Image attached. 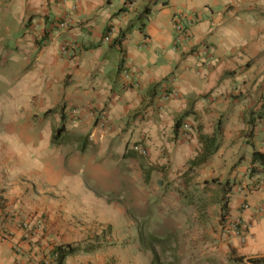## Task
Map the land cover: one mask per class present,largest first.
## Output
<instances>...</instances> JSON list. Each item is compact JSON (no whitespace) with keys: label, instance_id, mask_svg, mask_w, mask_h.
Segmentation results:
<instances>
[{"label":"clouds","instance_id":"obj_1","mask_svg":"<svg viewBox=\"0 0 264 264\" xmlns=\"http://www.w3.org/2000/svg\"><path fill=\"white\" fill-rule=\"evenodd\" d=\"M144 2L145 0H136L133 7H142ZM172 2L176 4L177 0ZM204 3H209L217 9L214 16L203 8ZM152 4L155 14L159 5L156 4V0H152ZM229 5L233 10H228ZM73 6L80 10V15L73 13L66 17L67 22L64 25L53 24V28L59 27L60 30L49 32L50 42L43 40L38 45L44 29L43 15L58 18L66 12H71ZM115 7V4L112 9L104 7V0H59V3L57 0H0V148H14L20 140L41 145L42 150L35 153L37 158L43 161L38 165L41 178L46 167L63 164L65 168L71 170L73 159L79 161V167L82 169L91 170L95 166L99 171L102 166H96V161H103V164L108 166V171L102 176H97L96 181L89 183L87 188L79 183L78 175L75 177L76 188L66 179L57 181V187L70 207L68 231L61 234L58 242L68 241L73 251L82 252L84 245L89 244V236H92L99 246L108 247L116 252L117 261L123 246H126V264H177L178 256H183L184 264H187L193 251L197 260L205 255H212L218 261L227 264V257L231 254L229 245L236 248L237 255L245 257L244 264H248L250 258L264 256V241L259 243L255 252H247L243 247L249 243L251 237V232L244 230L248 227L247 219L255 213L260 223L264 224V196L253 199L243 187L234 193L227 188L221 192L212 185L206 189L201 179L196 177L192 180L187 193L189 200L193 201L191 207L175 197V190L181 187L179 177L187 171V160H194L198 151L203 149V145L194 133L186 138L187 151H184L183 146L177 149L170 144L171 119L187 107V101L191 99L194 102V109L202 116L200 122L205 124L207 132L208 116L204 109L217 112L220 110L219 103L205 105L199 100L200 93L211 85L201 86L199 82L195 87L188 85L186 94L180 97V108L174 103L170 104L166 98L162 103L168 110L164 111L162 108L160 120L155 125L150 124L147 130L148 135L152 137L148 151L145 152L143 147L138 149L143 159L133 160L131 163L122 160L119 153L122 152L125 143L129 141L135 143L143 134L141 129L137 128L134 132L130 129L128 133L121 135L123 121L128 112L133 110V104H128V111L123 108L117 111L109 106L100 113L101 126L92 128V117L88 112L92 107L91 101L96 100V104L103 109V98L108 94L111 83L104 80L101 87L99 82L81 79L71 88L61 87L60 53L68 47V43L61 46V41H68L69 37L77 36L85 40L91 39L84 37L78 28L68 32L69 24L75 25L80 19L94 15L95 19L88 26L94 29L95 36V31L109 21ZM189 7L201 10L202 26L205 27L204 36L209 43L219 45V49L214 51L223 59L224 64L235 68L247 63L257 52L264 51V0H202ZM26 8L41 13L39 23L34 21L30 27L28 26ZM192 19V16L187 17L188 21ZM112 23L117 24L118 21L113 20ZM117 35L118 29H113L103 40V45L106 46ZM101 50L106 49L102 47ZM65 55L68 53L65 52ZM229 56L232 57L231 60ZM53 60L56 63H53ZM65 63L71 67L69 61L66 60ZM210 63L215 64L216 61ZM110 67L111 65L106 62L101 71ZM138 67L140 65L135 64L132 68L136 79L141 82L135 94V108H141L139 93L145 83L144 75L137 72ZM253 72L238 75L235 87H241L245 79L249 80V87H252V80H256V86L264 82V60L254 66ZM175 83L179 84V81ZM165 86L166 84L161 83V87ZM92 87H96L98 93H93ZM223 90L218 89L213 95L218 96ZM181 91L183 89L177 87L173 98ZM98 94L100 99H96ZM122 96L123 102L128 103L129 93L123 92ZM62 98L68 105L63 122L59 111L54 120L50 115L46 117L44 113L49 108L61 104ZM149 113L151 114V109ZM238 114L239 110L237 116ZM187 119L189 123H195L191 116ZM233 123L237 132L243 128V124L237 120ZM109 145L112 146L111 149ZM81 150L85 153L84 156L79 155ZM129 151L131 152V146ZM213 161L212 167L216 169V175L223 170L222 166L230 163L227 156L222 159L213 158ZM140 163L150 171L166 166L165 186L169 183L172 185L168 195L163 194V189L158 184L159 175H153L150 184H144L137 178ZM111 169L116 170L121 180H131V188L127 183L121 185L119 181L111 182L109 179ZM96 184H103V190L96 187ZM88 189L96 194L95 197L91 196ZM261 192H264V179H261ZM246 198L250 206L246 205L243 213L237 212V207ZM221 204L224 205L223 209ZM105 205L113 206L114 211L101 214ZM146 205L151 208V213L143 211ZM221 211L225 213L222 225L217 223ZM241 215L245 218L244 228L237 231L234 222L238 223ZM77 223L84 227L78 228ZM108 223L113 224L115 230L102 232ZM172 229L176 232L173 233ZM193 231L197 235L211 237L210 242L202 243L195 250H188L185 248L187 241L184 236L190 235ZM177 234L180 236L179 241ZM155 236L162 239H154ZM17 251L21 254L13 256L12 259L18 260L20 264H26L28 259H32L35 264L41 258L36 251L32 252L30 257L25 256L23 245L18 247ZM40 251H47V247ZM67 255L68 253L64 252L59 258L60 264H66ZM48 259L50 264H54L51 257Z\"/></svg>","mask_w":264,"mask_h":264},{"label":"crops","instance_id":"obj_2","mask_svg":"<svg viewBox=\"0 0 264 264\" xmlns=\"http://www.w3.org/2000/svg\"><path fill=\"white\" fill-rule=\"evenodd\" d=\"M57 2L59 3V0ZM200 2L202 0H177V3L173 4L172 0H162V3L161 0H156L159 9L154 14L152 0H145L142 7H133L136 0H104V7L112 9L114 4L116 7L111 12L109 21L102 24L98 31H95V36L94 29L88 26L95 19L94 15H89L80 19L75 25L69 24L68 26V32L78 28L84 37L91 39L85 40L79 36L69 37L68 41L75 46L69 50L68 55L60 53L61 87L71 88L77 80L81 79L99 82L101 87L104 80L109 81L112 86L103 98V109L96 104V100L91 101L92 107L88 109L89 115L92 117V128H97L94 116L97 111H104L109 106L117 111L120 108L128 111V104L132 103L133 110L128 112L123 121L121 135L128 133L130 129L134 132L135 129L140 128L143 134L135 143H143L148 150L152 137L148 135L147 130L150 124L155 125L160 120V112L164 108L162 96L173 89L177 91V87L182 88L183 91L168 101L180 108V97L186 94L188 85L195 87L198 82L201 86L211 85L200 93L199 100H202L205 105L219 103L220 110L217 112L216 110L209 111L208 108L204 109L208 116L207 132H205V124L200 122L201 114L194 109V102L189 99L187 107L171 119L169 143L177 149L183 146L184 151H187V137L183 136L184 123L191 127L190 136L194 133L199 142L200 134L210 135L219 128L222 138L221 146L210 160L213 161V158L222 159L227 156L230 163L227 166H222V171L230 172L229 177L232 183H242V186L233 190V193L243 187L247 190L249 197L260 199L261 196H264V192H261V179H264V172L251 174L249 168L252 166L253 151L264 153V82L256 86V80H252V87H249V80L245 79L242 81L241 87L237 88L235 84L238 75L253 72L254 66L264 60V51L257 52L247 63L235 68L224 64L223 59L218 57L214 51L219 49V45L209 43L204 36L205 27L202 26L201 10L189 7V5ZM146 7L149 8L147 13L144 12ZM203 8L213 16L217 12V9L209 3H204ZM179 10L197 18L190 29V39L183 42H178L175 39L173 29L174 15ZM228 10H233L231 5ZM73 13L79 16L80 10L72 7L71 12H66L58 18L44 14V29L41 41L37 42L38 45L43 40L50 42L49 32H57V27L53 28L52 25L58 24L65 15ZM25 14L29 27L34 21L39 23L41 13L26 8ZM113 20L118 23L113 24ZM149 24H151V28H149ZM108 28H110L109 35L113 29H118V34L124 31L123 41L114 43L113 39L104 46L103 40ZM64 42V40L61 41V46ZM102 47L106 50L102 51ZM77 57H79V62H77ZM229 59L231 60L232 57L229 56ZM66 60L71 63V67L65 63ZM213 60L216 61L215 64L210 63ZM106 62L111 67L102 72L101 67ZM53 63L56 61L53 60ZM135 64L140 65L137 72L145 77L144 86L139 93L141 108L134 106L135 94L141 84L132 72ZM202 72L203 75H201ZM175 81H179V84H176ZM229 81L231 83H227ZM161 83L166 86L161 87ZM221 88L224 90L218 96H214L213 94ZM92 92L98 93V89L92 87ZM123 92L129 93L128 103L123 102ZM96 99H100L99 94ZM67 108L68 105L62 98L61 104L55 108H49L44 115L46 117L50 115L54 120L57 111H59L63 122L66 118ZM149 109H151V114ZM167 110L164 108V111ZM189 116L195 123L188 122ZM178 120H181L183 124L181 123L176 130ZM234 120L243 124V128L238 132L233 123ZM250 132L251 134H249ZM133 144L129 141L123 145V150L119 153L122 160L131 163L126 154ZM111 147L109 145V149ZM38 150H42L41 145L29 144L25 140L18 141L14 148H0V216L3 211L10 212L7 217H3L0 225V264H20L18 260L12 259L13 256L21 254L15 248L16 245L24 246L25 256L30 257L31 253L36 251L41 258L35 264H50L49 257L52 258L54 264H60L55 249L59 245L68 243L66 240L63 243L58 241L61 234L68 231L70 207L57 187V181L66 179L76 188L75 177L78 175L79 183L87 188L89 183L96 181L97 176H102L108 171V166L104 165L103 161H96V166H102L98 171L95 166L91 170L82 169L79 167V161L73 159L71 170L65 168L63 164L51 168L46 167L43 178H41L38 165L43 161L35 155ZM164 154H167L166 150ZM79 155L84 156L85 153L81 150ZM181 156H183V152H181ZM158 169L160 170L162 167ZM111 173L109 177L111 182L119 181L121 185L126 184V181L121 180L116 174L115 169H111ZM245 181L249 183L246 184ZM96 187L103 190L104 185L96 184ZM88 191L91 193V189ZM246 202L249 203L247 198L243 203ZM237 212L243 213L244 211L240 209ZM240 217L245 221L243 215ZM247 220L252 224L249 229L251 237L249 243L243 247L247 252H255L259 243L264 241V224L260 223L255 213ZM22 221L30 223L32 229L30 238L24 235L25 229L20 227ZM77 227L83 228L84 226L77 223ZM45 246L47 251H40ZM228 248L231 254L227 257V264H243L245 257L237 255L234 246L229 245ZM256 257L264 260V256ZM65 261L66 264H89L87 260L82 262V260L75 259L74 255L68 256ZM219 262L223 264V261ZM26 264H33L32 259H28ZM92 264L98 263L92 262Z\"/></svg>","mask_w":264,"mask_h":264},{"label":"rangeland","instance_id":"obj_3","mask_svg":"<svg viewBox=\"0 0 264 264\" xmlns=\"http://www.w3.org/2000/svg\"><path fill=\"white\" fill-rule=\"evenodd\" d=\"M64 110V108H63ZM183 124V122L181 121ZM251 134V132L249 133ZM126 156L130 158V161L137 160L140 161L143 159V155L137 153L136 151L131 149V152H127ZM191 160V159H190ZM187 161V171L183 173L182 176L179 177L181 181V187L175 190V197L178 200H181L182 202H186L189 207L193 205V201L189 200L188 197V192L189 188L191 186L192 180H194L196 177H199L202 181V183L205 185V188L209 185L214 186V188L219 189L221 192L224 191L225 188H227L230 192H233V190L238 187L242 186V183L239 182L238 184L233 182L231 178L229 177V173L227 171H222L220 172L219 175H216V170L215 168L212 167L213 161L209 160L207 163L194 167V168H189V161ZM140 170H139V175L138 179L144 183V184H150L152 176L153 175H159L160 179L158 181V184L160 187L163 189V194L168 195L169 190L171 189L172 185L169 183L167 186H165V181L167 180V175L164 174V167L162 169L155 168V170H149L145 169L144 165L142 163L139 164ZM216 179V180H215ZM229 181V185H226V182ZM128 184L129 188H131V180L126 181ZM90 193V192H89ZM95 197V193H90ZM223 204H221V209H223ZM241 208L236 209V211H240ZM114 208L111 205H105V207L102 209L101 214L104 212H113ZM144 212L146 213H151V208L145 206ZM224 215L225 213L221 211L220 215L217 218V223L223 224L224 223ZM229 219H231V214L229 213ZM251 223V222H250ZM252 225V224H251ZM83 226V225H82ZM252 227V226H251ZM115 226L111 223H108L103 229L102 232L107 233L109 231H114ZM172 232L175 233L176 230L172 229ZM215 235V234H213ZM154 239H162V237L155 236L153 237ZM167 238V237H163ZM184 239L187 241L185 244V248L188 250L192 251L195 250L199 245L202 243H208L211 240V237L207 235H197L196 232H192L190 235L185 234ZM180 240L179 234H177V241ZM69 243V242H68ZM107 243V242H105ZM88 250V251H87ZM179 251V249H178ZM205 252H207V249H205ZM74 255V258L77 260H87L89 264H92V262H96L98 264H126L127 262V248L126 246H123V250L119 253V260H116L117 253L110 250L108 247H101L97 244V241L92 237L89 236V244L84 245L82 252L77 251ZM257 258V257H254ZM238 259V258H237ZM251 259V258H250ZM260 259V258H257ZM177 264H184V258L183 256H178L177 258ZM187 264H220V262L217 260L215 256L212 255H205L201 257L199 260L196 259L195 253L193 251V255L188 258ZM244 264V262H243ZM248 264H253L251 260L248 259ZM260 264V263H258ZM261 264H264V260H262Z\"/></svg>","mask_w":264,"mask_h":264},{"label":"built area","instance_id":"obj_4","mask_svg":"<svg viewBox=\"0 0 264 264\" xmlns=\"http://www.w3.org/2000/svg\"><path fill=\"white\" fill-rule=\"evenodd\" d=\"M73 8H75L73 6ZM70 15H65L62 20L58 23V25H64L67 20H66V17H68ZM188 16H192L193 19L191 21H188L187 20V17ZM197 18L194 16V15H191V14H188L187 12L185 11H182V10H179V11H176L175 15H174V21H173V29L175 31V39L178 41V42H183V41H187L190 39V36H191V27L194 25V23L196 22ZM182 25V27H181ZM59 27H57V31H59ZM109 36V35H108ZM106 36V37H108ZM105 37V38H106ZM64 43H68V47L64 49V51H62V54L65 55V52L69 53V50L71 48H73V43L70 42V41H65ZM63 43V44H64ZM63 46V45H62ZM128 76V74H127ZM136 86H137V83H136ZM176 91L173 89L169 92H166L163 96H162V101H165L166 98L169 100L173 99V94L175 93ZM75 110V108L73 109ZM103 111H97L95 113V123H96V126L97 127H100L101 126V116H100V113H102ZM191 127L187 124V123H184L183 124V129H184V132H183V136L185 137H188L190 136V133H191ZM190 129V131H189ZM143 147V150L146 152L148 151L147 148L144 146L143 143H134L132 146H131V149L136 151L137 153L141 154V152L137 151L138 149H141ZM246 205H249V203H242L240 208L242 211H245V206ZM250 206V205H249ZM10 212H5L3 211V213L1 214L0 217V225L2 224L1 222L3 221V217H7L9 215ZM239 222H234V227L237 231H240L244 228V223L245 221L239 217ZM247 229H244V230H247L249 231V229L251 228V223L249 220H247ZM20 227L25 229V233L24 235L27 237V238H30L31 237V234H32V229L30 227V223H28L27 221H22L20 223ZM19 247V245H16L15 248L17 249ZM250 260V259H249ZM253 264H258V263H255L253 261H251Z\"/></svg>","mask_w":264,"mask_h":264},{"label":"trees","instance_id":"obj_5","mask_svg":"<svg viewBox=\"0 0 264 264\" xmlns=\"http://www.w3.org/2000/svg\"><path fill=\"white\" fill-rule=\"evenodd\" d=\"M122 10V9H121ZM149 11V8L146 7L144 12L147 13ZM110 28H108L105 37L109 35ZM125 37V32L121 31L118 36L114 39V43H121ZM181 120H178L176 123V130L180 126ZM199 140L201 144L203 145V149L200 150L196 156V158L193 160L191 159L188 163L189 168H194L201 166L205 163H207L212 156L218 151V149L221 146L222 138H221V133L220 129L217 128L216 131L213 134H200L199 135ZM251 174H255L256 172H264V153L260 151H253L252 153V166L249 168ZM216 180V179H215ZM230 183L229 181L226 182V185L228 186ZM224 207V206H223ZM63 249V252H62ZM56 253H57V260L60 262V257L64 255V252H67L68 255L65 257V259L70 256L75 254L77 251H73L72 247L69 243L59 245L56 247ZM88 251V250H87ZM251 261L255 263H260L262 262V259H257V258H251Z\"/></svg>","mask_w":264,"mask_h":264}]
</instances>
